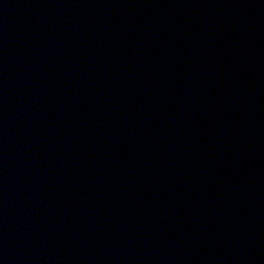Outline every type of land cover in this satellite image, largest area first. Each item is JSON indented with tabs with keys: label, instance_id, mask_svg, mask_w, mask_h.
<instances>
[{
	"label": "water",
	"instance_id": "95a60500",
	"mask_svg": "<svg viewBox=\"0 0 264 264\" xmlns=\"http://www.w3.org/2000/svg\"><path fill=\"white\" fill-rule=\"evenodd\" d=\"M0 264H264V0H0Z\"/></svg>",
	"mask_w": 264,
	"mask_h": 264
}]
</instances>
